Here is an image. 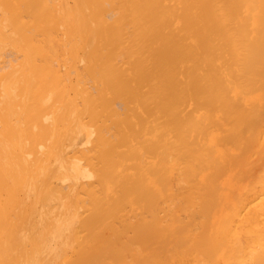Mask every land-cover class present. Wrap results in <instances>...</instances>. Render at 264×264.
Listing matches in <instances>:
<instances>
[{
    "label": "bare ground",
    "instance_id": "obj_1",
    "mask_svg": "<svg viewBox=\"0 0 264 264\" xmlns=\"http://www.w3.org/2000/svg\"><path fill=\"white\" fill-rule=\"evenodd\" d=\"M0 264H264V0H0Z\"/></svg>",
    "mask_w": 264,
    "mask_h": 264
}]
</instances>
